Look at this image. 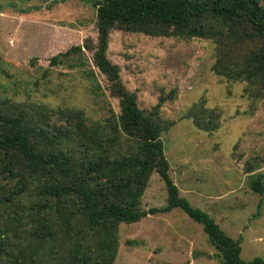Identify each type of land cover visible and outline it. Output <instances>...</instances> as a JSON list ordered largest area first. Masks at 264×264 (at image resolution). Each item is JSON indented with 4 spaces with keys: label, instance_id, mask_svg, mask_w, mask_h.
<instances>
[{
    "label": "trees",
    "instance_id": "obj_1",
    "mask_svg": "<svg viewBox=\"0 0 264 264\" xmlns=\"http://www.w3.org/2000/svg\"><path fill=\"white\" fill-rule=\"evenodd\" d=\"M93 7L97 46H72L50 65L68 60L77 62H69L71 68L84 66L85 50H94L120 112L97 120L67 109L52 119L43 109L33 112L8 99L0 104V264H114L122 224L175 208L203 226L222 264H264L261 258L242 260L241 238L228 236L180 195L169 174L164 128L139 107L107 55L115 28L207 40L214 48V73L244 83L256 103L264 98V0H96ZM192 115L205 122L220 117L203 101ZM154 171L166 184L168 204L146 210L142 199ZM251 177V189L263 197V174Z\"/></svg>",
    "mask_w": 264,
    "mask_h": 264
},
{
    "label": "rangeland",
    "instance_id": "obj_2",
    "mask_svg": "<svg viewBox=\"0 0 264 264\" xmlns=\"http://www.w3.org/2000/svg\"><path fill=\"white\" fill-rule=\"evenodd\" d=\"M94 1L0 0V104L8 99L33 112L43 109L52 119L67 109L97 120L119 114V100L96 66L94 50H85L84 66L71 68L69 62H77L68 60L50 65L72 46H97ZM107 55L139 107L164 128L169 174L180 195L228 236L241 238L242 260H264V196L251 189V176H264V98L253 103L244 83L214 73V48L207 40L115 28ZM91 71L94 77L87 75ZM202 101L216 110L218 121L190 116ZM167 204L166 184L154 171L142 208ZM219 255L203 226L175 208L122 224L114 264H222Z\"/></svg>",
    "mask_w": 264,
    "mask_h": 264
}]
</instances>
